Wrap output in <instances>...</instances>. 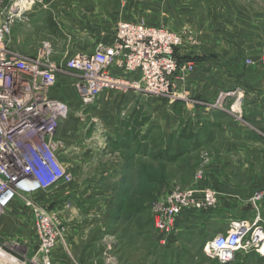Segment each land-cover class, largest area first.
<instances>
[{
  "label": "crops",
  "instance_id": "0c3cea01",
  "mask_svg": "<svg viewBox=\"0 0 264 264\" xmlns=\"http://www.w3.org/2000/svg\"><path fill=\"white\" fill-rule=\"evenodd\" d=\"M57 1L44 0L42 10H39L40 6L37 5L28 14V23H16L12 26L9 37L12 49L27 55L30 49L26 46L32 45L31 40L37 39L39 33L49 34V31L42 29V19L43 15L47 17L51 14L64 13V10L56 4ZM192 7L196 12H191L189 19L174 25L166 23L165 27L176 32L188 30L187 32L192 35L189 39L185 32L183 44L177 50L179 60L182 64L189 63L192 71L175 77L174 87L179 95L190 98L194 104L181 100L168 104L158 103L156 107L159 108L157 112L161 127L155 139L161 141L159 149L163 156L159 160L158 168L164 172H173L167 177L168 179L159 177L158 183L163 189L162 194L169 191L165 189L167 183L170 182L169 185H172L174 181H179V188L193 187L201 190L209 187L216 192L215 207L184 214L176 223L174 234L181 245H185L183 238L195 235L200 239L203 249L208 240L227 232L232 221L241 220L264 227V0H182L179 6L171 3L169 10L174 8L191 10ZM55 29L54 31L58 30ZM81 34L83 38L81 36L79 39L63 41L60 43L63 45L61 47L80 49L74 52L76 53L92 49L97 43L109 44L114 39L115 29L111 38L106 35L98 37V33L90 34L87 30ZM42 41H49L55 49L59 46L55 38ZM36 50L31 52L34 53ZM247 59L252 61L251 65L245 64ZM62 81L64 84V80ZM239 93L242 94V98L238 102ZM58 94L66 97L74 95V99H77L74 91L68 88ZM219 95H224L221 105L223 110L211 111L196 104L200 101L213 103ZM136 97L130 95L121 99L129 102ZM105 99L114 98L104 94L90 108L95 106L98 108V102H103ZM162 113L165 116L164 121H162ZM155 127L158 129V125ZM75 128L73 123L69 127V123L63 120L55 136L64 154L70 157L75 154L77 156L72 159L63 156L64 164L76 177L82 174V169L83 171L86 169V164L90 167L93 161L98 162L97 166H101V176L104 178L110 176L111 181L106 184L103 183V179L102 183H99L101 188L96 192L100 194L95 197L97 204L95 203L93 208L99 209L103 206L102 209L105 210L113 206L117 207L124 200L123 191H132L135 187L139 172L142 173L141 185L148 178L149 166L146 163L149 153L146 150L147 141L143 140L146 132L139 133L142 139L137 138V134L131 139L130 133L125 132L124 134L130 135L126 140L118 134L121 138H118L117 143L115 138L109 136V147L113 151L111 157L115 160L112 162L109 158V165H101L102 154L105 153L104 150L99 149L101 142L96 141L91 145L80 136L73 141L67 140V136H71ZM118 143H123V150L122 157L117 160L120 152ZM143 143L146 144L142 148ZM136 151L139 154L136 156L140 157L139 163L143 162L141 165H144L143 167L139 165L137 171L132 163ZM202 153L217 155V160L210 161L206 166L204 177L196 178V172L192 176L193 169L195 161ZM95 154L98 157H94L95 159L92 157L90 160ZM128 160H130L129 167L126 166ZM80 164L85 165L84 168L80 167ZM142 169L145 172L144 176ZM135 171L138 172L136 175H134ZM75 190L76 188L64 193L75 197L82 192L80 189L78 192ZM44 193L38 194L37 200L47 206L51 198ZM256 195L260 197L253 200ZM78 201L81 202L80 199ZM144 214L145 232L147 234L148 224V234H151V220L148 214L146 216V210ZM257 217L261 221L256 222ZM72 221L73 219L68 223ZM132 223L131 221L130 225L134 227ZM75 225L81 226L88 235L93 222L91 219L82 218L79 224L75 223ZM137 233L133 242L137 240ZM82 236L83 234L78 233L73 236L72 233L67 239H70L73 245L74 241L84 239L85 235ZM0 240L24 250H29L30 246L37 244L30 211L24 208L21 202H13L1 218ZM2 258L7 259L4 256ZM209 259H206L204 264H212V259L210 261ZM183 262L186 263V260ZM214 263L219 264L216 260Z\"/></svg>",
  "mask_w": 264,
  "mask_h": 264
},
{
  "label": "built area",
  "instance_id": "2783aa9c",
  "mask_svg": "<svg viewBox=\"0 0 264 264\" xmlns=\"http://www.w3.org/2000/svg\"><path fill=\"white\" fill-rule=\"evenodd\" d=\"M42 1L0 0V220L15 201L28 208L37 240L35 261L51 264L49 259L64 242L69 228L37 200V195L51 193L74 179L64 164L62 146L55 140L60 122L70 112L68 102L57 93L60 80H64L61 88L74 90L75 100L84 110L102 95L114 92L153 96L167 103H194L174 87L175 77L192 71L189 63L177 60L185 32L118 21L111 43H97L70 57H58L49 41L40 42L34 53L16 52L9 41L12 26L27 23L28 14ZM187 37L191 39L189 33ZM245 64L252 61L247 59ZM223 97L196 104L223 110ZM241 98L239 93L237 101ZM216 205V192L209 187L174 186L158 195L150 209L155 229L174 234L180 216ZM241 250L264 253L263 226L232 221L227 232L214 236L203 249L219 264L234 262Z\"/></svg>",
  "mask_w": 264,
  "mask_h": 264
},
{
  "label": "rangeland",
  "instance_id": "374dc122",
  "mask_svg": "<svg viewBox=\"0 0 264 264\" xmlns=\"http://www.w3.org/2000/svg\"><path fill=\"white\" fill-rule=\"evenodd\" d=\"M58 1L56 4L60 7V9L62 8L64 10V13H61L60 15L51 14L47 17H45L46 15H43L44 18L42 19L41 24L43 26L42 29L49 31V34L47 32L46 34L39 33L37 39L34 41L31 40L30 42L32 45L26 46L30 49L28 52L29 54L32 53L31 51L36 50L38 44L42 40L55 38L59 45L56 48L58 57H70L72 53L80 49H67L66 47L62 48L61 46L63 45L60 43L63 41L68 42L70 40L79 39L81 36L83 38L81 32H86V30L90 34H92V32L98 33V37L106 35L111 38V35L114 32V25L117 24L118 21L131 23L141 22L149 27L154 26L169 29L165 27L166 23L173 25L179 24V22L182 20L185 21L186 19H189L191 12H196L194 7L191 9L192 11L188 8L187 10H185V8H174L169 10L171 3L177 4V6H179V3H181L182 0ZM37 5L40 6L39 10H42L44 0L41 4ZM198 9L199 7H197L196 10ZM44 14H46V11H44ZM108 28L110 30H107ZM54 29L56 31H54ZM57 31L59 32L57 33ZM187 31L188 30H182V32L188 33ZM32 47L34 49H32ZM179 59L180 58L177 57V60ZM179 63L182 64L181 60H179ZM61 81L62 79L60 80L57 93H60V89L62 88L63 91L64 89H67L66 87L61 88L63 84V81L62 83ZM130 95L132 94L129 92L110 93L108 96L113 97V100L105 99L103 102H98V108L95 106L86 110L79 108V104L74 99V95L69 97L61 96L62 99L68 102L70 111L68 118L64 121L69 123V127L70 124L72 126V123L76 127L73 129L76 132L74 131L71 136H67V140L73 141L80 136L81 139H84L86 142H90L91 145H94L96 141L101 142L100 148H104L103 152H105L104 155L102 154L103 160L101 161V165H109V158H111L112 162L115 160V158L111 157V153H113V151H111V147H109V136L115 138L117 143L118 134L122 135L125 133V131L128 133L131 131V133L133 132L137 134V138L140 139H142V137L139 133L141 132L143 134L146 132L145 136L143 137L145 139L143 140L144 142L147 141L146 150L149 153V159L146 163L149 166V177L146 179L145 183H143L144 188H136L141 183L139 178L142 177V173L139 172L137 182L135 181V188L139 193L147 187V189H149L151 192V198L149 202L153 203L155 197L162 194L163 191V189L160 188V183H158L159 177L168 179L167 177L170 176V174H173V172H164L161 170V168H158L157 165L159 160L162 159L163 156L159 149V147H161V141L155 139L156 133H158V130L161 127L159 112H157L159 108L156 106L160 102L163 104L168 103L167 101L157 99L153 96L136 97L133 95L136 98L134 100H129V102L123 101L121 99V97L126 98ZM208 110L216 111L217 109ZM132 112L133 114H131ZM164 119L165 116H163L162 113V121H164ZM155 125H158V129L155 127ZM143 128H146V130ZM145 144L146 143H143L142 148L145 146ZM117 147L121 152L118 153V160V158L122 157L121 155L123 146L118 145ZM138 151L135 152V158H132V163L134 164L136 171L139 165L142 166L141 164L143 163H139L140 157H138ZM137 154L138 156H136ZM62 155L64 157L69 156L66 154ZM75 155L73 157L69 156V158L72 159L77 157ZM92 157H98V155L95 154V156H91L90 160ZM123 159L125 160V158ZM212 160L216 161L217 155L211 156V154L203 153L199 155L197 161H195V167L193 169L192 176H194V173L196 172V178L204 177L205 168ZM93 162L95 165L92 163L90 167L87 164L86 166L80 164V167L84 168L85 166L87 170L85 169L83 171L82 169V174L76 177L74 176V179L70 184L59 186V188L53 190L51 193H44L48 194L49 198H51L49 205H47L49 210H52L53 213H56L57 219L61 220L63 223H66L69 228V234H67L64 238V242L60 243L56 247L52 257L49 259L51 264H184V260H186L185 264H204L205 260L209 258L212 259L211 263L215 264V259L210 255V253L203 251L205 245L203 249H201L200 239L195 237V235H188L187 237L183 238V243H185V245H181L176 234H166L160 232L158 229H155V225L151 217L150 207L148 210L146 209V216L148 214L151 220V234H148V224L146 227L147 234L145 232L144 221L146 220L143 218L145 211L141 215L140 219L135 220L132 223L134 224V227H132L130 225V219L128 220L126 217L128 216L127 205L125 206L122 214H118L116 212V206L107 208L105 210L102 209L103 206L99 209L93 208L94 204H97L95 197H97L100 193L96 191H98V189L100 190L101 186L99 185L102 183V180L104 179L103 183L105 182L106 184H109L111 181L110 176H106V178L101 176V166H97L99 165L98 162ZM136 171L134 172V175L138 173ZM142 172L144 176V170ZM148 179H150L151 183L148 181ZM169 184L170 182H168L166 185L169 188H164L171 190L172 187L178 186L179 181H174L172 185ZM75 188V191L77 192L79 189L82 191L75 197L64 193L67 190L69 191ZM79 199L81 202L78 201ZM94 200L96 201L94 202ZM152 203H149V205L151 206ZM102 211H104V213H102ZM82 218L84 220L91 219V222H93V226L88 235L85 230L81 228V226L77 225L76 227L75 225V223L79 224ZM72 219V223H68ZM70 231L72 232L70 233ZM136 232H138L137 240L133 242ZM72 233L73 236H76L78 233L83 234V236L85 235V237L82 236L84 239L76 240L72 245L71 241H69L70 239H67V237H69V235ZM122 245H125L124 248ZM58 249H60V251H57L59 254L56 252ZM0 253H2L5 258H7L3 259L0 257V264H39L38 260L35 261V246H30L29 250H24L21 249V247H16L15 245L11 246L5 244L2 240H0ZM228 264H264V253L259 254L253 251L246 254L243 250H241L237 253L235 261Z\"/></svg>",
  "mask_w": 264,
  "mask_h": 264
},
{
  "label": "trees",
  "instance_id": "16d2710c",
  "mask_svg": "<svg viewBox=\"0 0 264 264\" xmlns=\"http://www.w3.org/2000/svg\"><path fill=\"white\" fill-rule=\"evenodd\" d=\"M130 135H131V139L135 138V133H133V132L131 133V131H130ZM130 135L122 134L121 137L122 138H126V140H127V139H129ZM119 137H117V138H119ZM123 143H121V144L118 143L117 146L118 145L121 146ZM126 166L127 167L130 166V160L127 161V165ZM148 177H149V175H148ZM139 181H141V177L139 178ZM148 181L151 183L150 179H148ZM142 186H143V184L141 185V183H140L139 186L136 187V188H139V187L144 188ZM136 188L134 187L132 191L124 190L123 193H122V195H124V200L121 201V203H119L117 208H116L117 209L116 212L118 214H122L124 209H125V206L127 205L128 206V209H127L128 210V216H126V217L128 218V220L130 219L129 220L130 222L131 221L134 222L133 221L134 219L135 220L140 219L141 214H143V212L146 209L148 210V208L150 207L149 203H152V202H149L150 198H151V192L149 191V189H147V187H146V189H143V191H140L139 193H138ZM118 218H120V217H118ZM121 218H124V217H121Z\"/></svg>",
  "mask_w": 264,
  "mask_h": 264
},
{
  "label": "bare ground",
  "instance_id": "6f19581e",
  "mask_svg": "<svg viewBox=\"0 0 264 264\" xmlns=\"http://www.w3.org/2000/svg\"><path fill=\"white\" fill-rule=\"evenodd\" d=\"M0 256H2L3 257V254L2 253H0ZM5 257V256H4Z\"/></svg>",
  "mask_w": 264,
  "mask_h": 264
}]
</instances>
